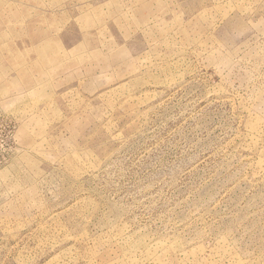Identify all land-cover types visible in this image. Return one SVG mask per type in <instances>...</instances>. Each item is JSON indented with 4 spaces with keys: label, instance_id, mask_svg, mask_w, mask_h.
Here are the masks:
<instances>
[{
    "label": "rangeland",
    "instance_id": "1",
    "mask_svg": "<svg viewBox=\"0 0 264 264\" xmlns=\"http://www.w3.org/2000/svg\"><path fill=\"white\" fill-rule=\"evenodd\" d=\"M0 264H264V0H0Z\"/></svg>",
    "mask_w": 264,
    "mask_h": 264
}]
</instances>
